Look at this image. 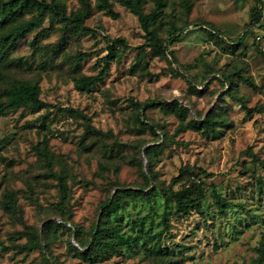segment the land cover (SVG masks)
Masks as SVG:
<instances>
[{"label":"rangeland","instance_id":"rangeland-1","mask_svg":"<svg viewBox=\"0 0 264 264\" xmlns=\"http://www.w3.org/2000/svg\"><path fill=\"white\" fill-rule=\"evenodd\" d=\"M56 1L67 16L81 8L79 0ZM111 1L118 17L94 10L82 31L77 21L48 11L13 50L21 61L12 75L38 81L46 106L0 112V264H253L264 229V168L254 160L264 159V0H162L151 30L166 39L172 28L184 27L170 45L177 62L143 46L138 17ZM155 7V0H146V12ZM256 11L259 21L252 17ZM116 37L142 48L121 53L91 91L77 90L74 78L80 74L72 57L90 52L80 62L82 73L96 74L107 40ZM151 100L145 114L156 134L137 120L140 104ZM64 107L82 110L110 135H89L84 120ZM175 108L186 111L184 130H178ZM209 115L216 120L214 131L192 125ZM46 144L54 154L51 166L37 151ZM148 146L157 150L147 154ZM187 166L194 174L199 167L215 174L195 178L203 213L176 214L174 204L164 207L161 188L185 186L172 179ZM55 173L67 180L63 208L83 242L103 217L104 202L122 196L110 217L119 227V251L88 260L75 232L56 225L62 194ZM219 201L228 205L221 208ZM159 246L167 251L159 252Z\"/></svg>","mask_w":264,"mask_h":264},{"label":"trees","instance_id":"trees-1","mask_svg":"<svg viewBox=\"0 0 264 264\" xmlns=\"http://www.w3.org/2000/svg\"><path fill=\"white\" fill-rule=\"evenodd\" d=\"M81 8L74 12L72 15L67 16L66 7L61 1L53 0L48 2L47 0H0V112L6 114L12 110H16L19 107L25 106L34 111H39L46 106L45 101L41 98L42 87L38 81L32 79L19 78L12 75V70L16 67H20L21 58L13 57V50L16 47L19 39L25 37L27 34L34 32L44 20V17L48 11H51L58 15L63 20H75L78 22V28L80 31L86 30L84 22L89 18L94 10L106 11L108 14L118 17V13L114 10V4L111 0H97L95 4L91 0H79ZM129 9L134 15L138 17L140 25L145 32V44L143 46L151 48L155 53L167 55L168 53L173 57L172 62H177L176 57L170 50V45L177 41L184 32V27L172 28L166 39L157 37L151 27L157 22L160 16V6L163 4L162 0H155L156 7L150 12H146L144 4L146 0H116ZM262 3V0H260ZM26 13H31L30 17H25ZM252 17L255 21H259L261 18V11L252 13ZM252 18V19H253ZM210 33L214 36L219 32L214 29H209ZM248 32L239 35L235 41L242 44L246 38ZM42 35V33H41ZM40 38V32L36 34L32 44L35 45ZM107 45L108 53L102 58L104 61L103 66L96 74H84L82 73L80 62L91 55L90 52H79L76 56L72 57V62L77 65L76 72L80 76L74 78L75 87L81 92L91 91L94 86L104 82L107 72L109 70L110 63L119 58L121 53L127 49H139L142 46H131L124 37L109 38ZM62 49V47H61ZM264 57V52H261ZM180 74L186 79L190 86L196 85V80L182 68L178 67ZM240 78L254 85L251 78L248 76H241ZM228 79V87L233 84L232 80ZM154 103V100L146 101L140 104L137 110V120L147 126L155 134L157 133L156 125L148 121L145 111ZM181 123L178 130H184V118L186 117V111L182 108H175ZM62 111L68 114L78 116L85 122V129L89 135L103 137L110 135L95 127L92 123L90 115L86 114L80 109L73 107H64ZM147 119V120H145ZM194 127L204 128L205 131H214L216 120L212 116H206L203 120H193ZM155 152L157 148L155 146H148L146 153L150 151ZM37 151L41 158L51 166L54 154L48 149L47 144L44 147H37ZM254 160L264 168V159H258L254 157ZM205 177H214V173H210L202 167L198 168V173L194 174L192 167L187 166L182 168L178 176L172 179L173 183L184 182L186 184L182 188L174 189L173 187H162V195L165 199V209L168 210L172 204L175 205L174 213L190 215L194 211L203 213L202 198L199 194L200 184H197L195 178L199 175ZM55 176L59 180V187L62 194V200L60 206L62 207V217L56 222L58 227H62L70 232H75V242L80 246L82 251L80 252L83 257L91 261H98L109 258L113 253L119 251L118 237L120 235L119 227L116 224L110 222V217L113 213L118 211V208L122 205V196H118L114 200L109 199L104 202L103 205V217L100 222L91 228L90 239L83 242L80 238V230L77 229L70 219V215L64 210L65 202L68 199V186L67 180L62 174L55 173ZM129 194L130 191H126ZM219 206L224 208L227 206V202L219 201ZM165 222L168 223V216L165 215ZM55 224L50 222L49 225ZM30 242L34 247L38 243L37 234L30 236ZM88 242V244H87ZM86 245V246H85ZM75 249H79L73 245ZM159 252H166L167 248L159 246ZM165 264V263H164ZM248 264V263H244ZM253 264H264V229L261 234V239L258 247V256Z\"/></svg>","mask_w":264,"mask_h":264}]
</instances>
